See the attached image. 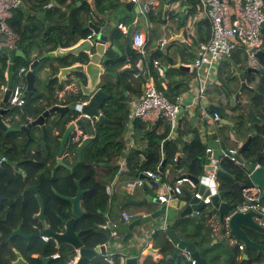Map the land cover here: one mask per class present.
<instances>
[{"label":"water","instance_id":"obj_1","mask_svg":"<svg viewBox=\"0 0 264 264\" xmlns=\"http://www.w3.org/2000/svg\"><path fill=\"white\" fill-rule=\"evenodd\" d=\"M117 8L118 6L115 5ZM124 8L131 11L132 9L139 12L138 6L133 1H127L120 4ZM113 10V9H112ZM146 17L148 14L142 12ZM89 21L85 26V29L91 30L90 37L80 40L77 44L68 48H57L54 51L45 53L40 59H53L54 61L48 65L47 73H49L51 81H57L60 88H62L64 95L67 98H52L50 101L43 102L44 99H40L43 102L42 111L35 114V116L24 115L20 107H15L17 112L14 113V108H0V128H7L4 119L11 118L15 124L11 131H19L28 133L30 129H40L44 137L47 133V119L50 120V126L56 132L59 143V165L72 171L71 168L63 164V153L67 146L72 147L77 159L80 158L82 151L87 145L94 140L95 135L100 129H104L107 124H113L114 121L108 119L103 110L105 108L113 109L114 94L113 91L121 83L117 79L116 73L120 74L125 71H133L131 68H121L118 72L112 71L107 67L111 58L109 56V49L116 51V48L110 44L109 39L102 30V27L92 23L90 16ZM168 19L165 12L162 13L161 21L166 22ZM141 26L145 27L144 24ZM170 35L168 42L171 39L182 41L184 38L183 32L178 36L175 35L169 28L165 29ZM109 44L106 47V44ZM1 52L5 53L10 61L7 66L6 80L7 89L3 95V101L6 102L10 88L14 79L15 72V59L24 58L25 55L20 49H8L1 48ZM255 58L262 66H264V47L255 53ZM148 68H152L150 57L146 58ZM40 63V60H34L29 66V70L25 74L26 83L32 80V75L35 80L34 70L36 65ZM168 67L177 69L180 71L191 72L188 64L182 63L180 60L174 65ZM254 70V69H253ZM256 71V70H254ZM119 76V75H118ZM239 78V88L235 93L234 100L238 93L247 91L258 95L253 88H251L243 79V73H237ZM34 83V82H33ZM68 85L69 88H65ZM34 87L30 90H33ZM28 91V90H27ZM236 103V102H235ZM237 104V103H236ZM240 109L236 110L238 117H241V121H238L235 125L231 122L224 121V115L219 105L213 103H207L209 111L218 115L219 119L224 122V125L232 127L229 134L230 137L235 139L241 134L246 135L245 140L232 156L239 162H245L247 168L252 170L253 165L258 164V168L252 170L250 179L261 190L260 199L264 201V162H257V155L264 158V119L256 114L252 109L245 111L242 108V104H237ZM252 131V132H250ZM219 135V134H218ZM229 137V138H230ZM262 138L263 145L260 150L253 148L252 142L256 138ZM220 139V140H219ZM161 144L162 151H165L168 140H157ZM208 147L212 149L211 158L214 161H220L223 157V151L228 153L226 144L223 138H218L209 142ZM210 155V154H209ZM229 155V153H228ZM181 157L185 158L183 149L179 152L177 157V164L181 161ZM223 159V158H222ZM166 162L165 157L161 161V167ZM105 165V164H103ZM55 167H58L56 165ZM221 171L229 175L234 180L235 192L238 196V200L234 201L229 199L230 191L218 190V192L210 196L211 208L210 213H216L220 220L226 215L229 216L228 230L230 235L236 242H241L244 245V252L242 260L248 259V251L255 250L258 254L264 253V244L253 240L250 237V232H255L264 236V226L259 225L254 217L257 213L253 211L248 212H233L236 205L243 201L241 195V189L243 182L237 178L236 174H232L225 170L221 164H206V172H211L214 169ZM75 186V193L73 195H63L53 189L54 194L61 200L69 204L70 217L68 219H61L62 233H57L51 228L45 218V203L41 196H38L40 210L34 219L41 221L42 227L36 228L32 234L25 236L27 241L40 238H47L58 243H69L74 249L77 250L78 258L75 264H90V262L96 258L98 254H106V248L104 245L97 246L93 249L86 248L81 240L82 229H77V221L81 217L87 215V210L83 209V201L86 194L90 192V189L83 188L80 180L73 181ZM200 193L203 191V185L198 189ZM208 193L203 194V198ZM189 200L185 201L184 205L180 208L179 217L193 216L196 217L195 212L202 210L204 205L201 200H197L193 197V193H188ZM144 202L160 204L159 208L150 211L147 214L136 216L134 219L128 222L127 230L130 232V236L135 241H143L150 236L144 226L150 224L154 220L163 218L164 228L159 227L157 231L161 230L168 241L173 246V253L170 260H173L178 254H182L187 257L191 264H207V260L202 256V252L208 250L213 244L207 246L197 245L192 241L182 239L177 233L176 229L170 228V226L177 219L175 215L169 212L170 209L177 208V201L174 200L168 203H160L158 200L146 196ZM133 204V203H132ZM156 231V232H157ZM134 237V238H133ZM152 254L159 253L157 249L150 250ZM127 253H131V249L127 250L124 264H140L142 257L138 254L133 256H126ZM53 257H38L41 264H51ZM68 264V263H63Z\"/></svg>","mask_w":264,"mask_h":264},{"label":"trees","instance_id":"obj_2","mask_svg":"<svg viewBox=\"0 0 264 264\" xmlns=\"http://www.w3.org/2000/svg\"><path fill=\"white\" fill-rule=\"evenodd\" d=\"M27 1H36L40 2L41 5H45L46 0H27ZM59 3L65 5V11L60 10L58 8H52L48 10L52 12V15H56L57 19L55 28H51L45 31V34L40 33H30L28 30L23 28V22L18 16L22 14L20 7L14 11L13 18L11 20H7L8 26L20 36L19 44L17 46L26 56L24 58H16V69L19 68H28L31 64L32 60H30L29 56L30 52L34 50L36 52V56L34 60H40L41 62L47 61L48 59L41 60V56L47 52H51L56 50L57 48H68L75 44H77L80 40L86 38L89 35V31L84 29L86 20L88 16H91L95 13L89 3L86 0H57ZM95 4V11L104 12V10L114 9L116 6L114 4V0H93ZM160 13L154 15L152 13L149 14L150 19L153 21L160 22ZM36 27H32V31H35ZM209 35V30L207 31ZM41 36L40 40L37 38ZM115 39L121 43H124L126 48L123 50V55L118 56L116 52L109 49L108 53L111 58L110 62L107 64V67L112 71H119L121 67L126 63V61H130L132 64L136 62L138 59V54L135 53L130 46L129 37L124 36L117 28H114L111 31L110 39L111 41ZM198 43V37L195 38L194 44ZM263 44H264V28H263ZM151 57L154 60H158V62L165 66L168 61H170L165 55H162L160 51L152 52ZM244 59V58H243ZM33 60V61H34ZM7 55L0 51V82H4V69L6 66ZM169 65V64H168ZM134 70V69H133ZM37 72V69L34 70V75ZM173 71L170 68L168 72ZM134 72V71H133ZM178 72V71H176ZM148 73V72H147ZM183 75H188L186 73L181 72ZM38 74V73H37ZM121 75V76H120ZM132 75V71H125L119 74L120 77L129 78ZM36 80L34 82V89L29 90L25 99L27 101H38L44 98H55L54 90L51 87V84L54 81L49 79V76L45 80H40L38 76L35 77ZM15 80V78H14ZM19 82L22 87L25 86V81L23 79L15 80ZM143 84V83H142ZM158 89L162 90L160 85H157ZM187 80H179L173 81L168 84L167 89H164V94L171 100L176 98L178 94L187 90ZM39 89L48 91L45 95L38 94ZM128 84L120 83L115 90L113 91L114 98H125L124 93L127 92ZM259 94L260 97H264V77L259 86ZM259 97V96H258ZM257 98V97H256ZM120 99L113 100V109L105 108L103 113L108 119L114 121L113 124H107L104 126V129H100L95 139L90 143V146L82 151L81 156L77 159L75 155V167L73 168L72 174H65V176L48 179L46 180V176H42L43 179H39V189L41 192V197L45 203V218L51 228H53L56 232L61 230L62 223L61 219H68L70 217L69 212V204L60 198H58L52 191V187L63 195H73L75 193V186L73 181L80 180L83 188L90 189V192L86 194L83 201V209L87 210V215L81 217L77 221V229H82L81 240L83 245L86 248L93 249L99 245L112 243L113 241H118L120 244V251L114 252L112 255V263L111 264H121V256L125 254V251L129 248V238L130 232L127 229L120 230L117 225V231L120 234L116 238H112L110 236L109 228H104L103 226L106 223V217L102 213L103 207L99 204H104V206L108 202V197L106 195L103 184L113 179L117 171L116 160L122 155L124 150V142L122 140H117L121 138L125 131V121L127 119L128 110L126 108V102ZM42 111V107H36L33 109L22 108V112L27 116H35V114ZM238 118V117H237ZM241 121V117L238 119ZM116 126V127H115ZM139 129L142 131L144 140L146 139L149 148L144 150H132L130 155L128 156V166L133 173L134 166L131 162H136L138 156L142 154L144 157V162L142 164L143 169H151L155 170L158 168L162 161V155L159 150V146L157 140H165L167 138L169 128L168 125L164 123L159 124V128L155 130V132L150 133L145 129V125H139ZM1 129V128H0ZM189 132H196L195 125L191 122V120L184 119L183 128L179 130L178 136L171 140L165 149L164 157L166 159V163H171L175 167L176 166H185L188 173H190L194 177H201L206 174L205 164L207 160L205 159V145L199 140L197 137L190 144H186L183 140V137ZM253 148L260 150L263 145L262 138H256L252 142ZM180 147H184L185 154L187 159L181 161L180 165L176 164L175 156ZM72 152L73 149L70 147ZM104 162L108 163V161H112L113 165L110 167H101L103 172L100 174L94 172L92 170L91 162ZM257 162H264V158L257 155ZM89 164V165H88ZM222 167L229 171L232 174H236L237 178L243 183L247 181V178L243 174V172L236 166H234L230 161L223 160L221 162ZM240 170V171H239ZM45 178V179H44ZM217 179L219 182V190H227L230 191L229 199L234 201L238 200V196L235 192L234 180L227 174L218 171ZM35 210L29 208L26 211V224L28 227V231L32 230V226L34 225L33 215ZM203 214V210H200V214ZM205 215V214H204ZM172 228H179V220L176 219L172 225ZM186 231L191 236L190 240L197 245H201L198 241H196V237H205V230H198L194 227L186 226ZM250 237L264 244V236L255 232H250ZM208 236V235H207ZM160 238L162 239L160 243V248H158L159 253L161 254V258L158 262H153L151 258L141 259L140 264H191V261L182 254H178L173 260H170L171 255L173 253L172 244L165 238L163 233H160ZM207 246L210 244V238L205 240ZM229 242L226 239H218L216 243H214L208 250L202 252V256L207 260V264H254V263H264V253L258 254L255 250L248 251V259L242 260V256L240 257L241 252L235 246V249H231L228 244ZM202 246V245H201ZM26 252L28 255L32 253L41 254L43 257L53 256L55 253L59 254V258L53 259L51 264H63L68 263L76 256V251L74 248L62 244L60 248H58L57 243L53 240L44 241L42 239H34L31 240L26 245ZM125 256V255H124ZM240 257V258H239ZM149 259V260H148ZM40 264V262H39ZM91 264H108L104 261H96Z\"/></svg>","mask_w":264,"mask_h":264},{"label":"crops","instance_id":"obj_3","mask_svg":"<svg viewBox=\"0 0 264 264\" xmlns=\"http://www.w3.org/2000/svg\"><path fill=\"white\" fill-rule=\"evenodd\" d=\"M86 1L89 3L91 9L95 12L90 16V20L92 21L93 24L102 27L103 32L107 36L109 35L111 36V31L114 28L118 29L119 24L125 25L128 28L129 33H131L130 31L144 24L145 27L147 28V33H148V41L145 47V56L143 57V60H144V63H145V66L148 72L147 77L153 78L156 85H160L162 90L167 89L168 84L173 81H179V80L186 81L187 80V87H188L187 90L184 92H181L177 96H182L185 102H189L191 98V91L195 89V81H194L195 74L192 72L191 69H190L191 72H185V71H180L177 69L170 68L168 66L176 64L178 60L190 66V64L192 63L194 59V56L198 53L202 44L206 43L209 38L210 29L208 27V23L205 19H203L199 15L198 5H197L196 0H137L136 6H138L139 8V12H136L133 9L129 11L123 6H120L121 3L132 1V0H114V4L117 5L118 7L114 8L113 10L112 9L104 10V12H98L97 10L95 11L96 7H95V4L93 3V0H86ZM144 5H149L150 11L147 13L148 17H146L142 13L144 12L143 11ZM52 8H58L62 11L63 10L65 11V5L59 3L57 0H46L45 5L43 6L41 5L39 1L32 2V1L22 0V4L20 7L22 14H20L18 18H20L21 21L23 22V28L28 30L30 33L45 34L46 30L51 29V28L54 29L55 25L57 24L55 21L57 19L56 15H52V12L48 11V10H51ZM163 12H165L166 17L168 19L166 22H163L161 20L160 22L153 21L149 17L150 13L154 15H157L158 13H160L159 18L161 19ZM13 15H14V12L11 14L8 20H11L13 18ZM88 17H87L85 26L87 25L89 21ZM32 27H36L34 32L31 30ZM166 28H169L177 36L183 32L184 34L183 40L178 41L173 38L168 42L167 40L170 38V35L166 32L165 30ZM208 30H209V35L207 34ZM88 31H89V35L87 37H90V34H92V31L91 30H88ZM124 36L129 37V41H130V34L124 35ZM197 37H198V43L194 44V40ZM37 38L40 40L41 36L37 35ZM187 38H190L191 40L190 44H188L185 41ZM108 39H109L110 44H112V46L116 48V51H115L116 55L118 56L123 55V50L126 48L125 44L122 42L120 43L118 39L117 40L115 39V37H114V40L112 41L110 37H108ZM109 42L106 44V47L109 44ZM156 51H160L162 55H165L170 60L166 63L165 66H162L159 63L160 66L163 67V75L161 77L158 76L156 66L154 65L155 60L152 59L151 57V53L156 52ZM30 54L31 55L29 56V58L30 60L33 61L34 57L36 56V52L32 50ZM138 56H139L138 58L141 57L139 54ZM147 57H150V60L152 63L151 69L148 68L147 60H146ZM24 58L26 59V56ZM45 59H48V60L44 62L40 61V63L36 65L37 72L35 71L36 72L35 77L38 76L40 80H45L48 76L50 79V76H51L49 73H47V67L54 60L49 59V58H45ZM9 62L10 61L8 60V57H7L6 66L4 69V78H5L4 82L6 83H7L6 71H7V66ZM14 63L16 64V59ZM135 63L132 64L130 61H126V63L121 67V68H131L132 70L134 69L133 70L134 72L132 71L131 77L123 78V77H120L121 75L118 76L119 74L116 73V77L118 80H120L121 83H124L126 85L128 84L127 92L124 93V96H125L124 100H126V108L128 110V113H129L130 100L137 98L141 95L142 85H143L142 83L147 79V77L135 75L136 74ZM169 68L173 71L168 72ZM20 69L21 68L16 69V66H15L14 78L16 76L19 80L23 79L25 81V74L27 72V68H26L25 73H22L21 75L19 74ZM253 69L256 71H254ZM181 72L186 73L188 75H183ZM240 72L243 73L244 81L251 88H253L256 92H258V95H255L252 92H248L249 95H247L245 93L247 91L241 92L244 97L242 98L243 99L242 108L245 109V111L252 109L256 112L258 116L264 119V97L261 98L259 94V86L264 77V66H262L259 62H257V60L255 61L248 60L246 55L240 52L235 53L232 56V58L228 60H223L222 62H220V64H218L217 71H216V80L213 84L210 85V88L206 94V99L203 100V105L206 107L207 110H208L207 103H213V104L219 105L224 115V121L231 122L234 125L239 121L238 120L239 117L236 114V110L240 108L235 103L234 96L239 88V78L237 76V73H240ZM13 81L15 80L13 79ZM51 87L54 90L55 98H67V96L64 95L62 88H60V85H58L57 81L54 80V83L51 84ZM65 88H69V86L66 85ZM25 90L29 91L30 89H27L25 87ZM46 93H48V91L39 89L38 94H41L42 98H43V95H45ZM211 113H214V112H211ZM184 119L191 120V122L195 125L196 132H189V133H194L195 135L194 140L197 137L199 138L198 130L201 126V129H203L204 132H203V138L202 139L199 138V140H201V142L205 145V149L208 147V144L210 141L216 140L221 137L223 138L227 149L229 148V149H234L237 151L246 138V135L244 134H241L240 136H238L237 139L230 137L229 134L231 132L232 127L229 125H224V122L221 127L216 126V125L204 124L203 122L202 124L200 118H198V115L196 113L185 114ZM127 121H128V115L125 121V131L122 137L117 139V140L120 139L124 142V150H123L122 155L116 160V165L118 167L116 174L113 177V179L108 180L103 184L104 189L107 183L113 184L111 194L108 195L106 193L108 197V202H107V210L105 213V217H106L105 225H107L110 228V225H113V224L116 225V223H118L119 229L121 228L120 230L127 229V224H128V223H124L123 220L120 218L121 211L133 212L136 216H140V215L147 214L149 210L153 211L159 208L160 206V204H156L154 202L152 203L144 202V200L146 199V196L149 194L142 188H135L127 192L125 191L127 182L133 180V178L137 176L138 171L143 170L142 164L145 161L142 154H140L136 162H133V161L131 162V164L134 166L133 173H131L129 166H128V156L130 155V152L132 150L146 151V149L149 148V144L147 140L146 139L144 140L142 131L139 129L140 127L139 125H141V123L135 121V123L131 127H128ZM46 122H47V129H49L50 120L47 119ZM165 140H168V143L171 141L168 138H166ZM183 140L186 144H190L193 141V140L188 141L187 137L186 138L183 137ZM55 142L58 143L57 139L55 140ZM158 146H159V150H160V153L163 159L165 151L164 152L162 151V147L160 143H158ZM182 149L184 151L185 158L181 157L182 158L181 161L187 159L184 147H180L176 153L175 160H177V157L179 156V152ZM181 161L179 162V164H177L176 162V164L180 165ZM221 162L222 160L206 162V164H212V163L221 164ZM164 166L170 167L172 170L176 168H184V169L186 168L185 166L175 167L173 164L166 163V162ZM159 167H161V165H159L158 168ZM101 172H103V170L97 171V173L99 174ZM205 175H208V173L206 172ZM189 199L190 198L188 196V192H186L185 196H181L178 200H176L177 208L169 210V212L175 215V217L179 220V228H176V231L179 234V236L185 240L191 239L190 238L191 236H189V234L185 230L187 225H189L190 227L192 226L200 231L209 230L208 228L209 226L207 223V217L204 214L202 215L196 214V217H193V216L179 217V214L181 211L180 208L184 205L185 201H190ZM128 206H138L139 209L136 211L137 213H135V211L131 210V208H129ZM163 223H164L163 218H159L157 220H154L150 224H147L146 226H144V230L147 231L149 236L155 233L154 235L144 240V242L140 240L133 242L132 237L129 238V242H130L129 246L131 247L129 249H131V253H127L126 256L137 255L139 250L149 243L153 245V249L158 250V248H160L159 245L162 241V239L160 238V233H162V231L161 230L157 231V229L159 227H162ZM105 225L103 226L104 228H106ZM172 225L170 226V228L172 227ZM63 227L64 225H62L61 231ZM109 230L112 232L115 229L111 228ZM208 238H210V244H214L218 241V238L213 236L210 230L208 232L207 231L205 232V237L198 236L196 237L195 240L198 242L200 241L199 243L202 246H204L206 245L205 240ZM43 240L47 241L48 239L43 238ZM118 251H120L119 243H117L116 246L106 247V254L104 255L110 256V258H112L113 253L118 252ZM104 255L98 254L96 258H94L90 262V264L96 261H104L103 260ZM124 258L125 256L123 255L121 257V260H124ZM149 258H151L153 262H158L159 259L161 258V254L157 253L155 256H150ZM108 264H111V263H108Z\"/></svg>","mask_w":264,"mask_h":264},{"label":"built area","instance_id":"obj_4","mask_svg":"<svg viewBox=\"0 0 264 264\" xmlns=\"http://www.w3.org/2000/svg\"><path fill=\"white\" fill-rule=\"evenodd\" d=\"M132 1L137 2V0ZM196 2L199 15L208 23L210 35L190 64V69L195 74V89L191 91L189 102H185L182 96H177L173 100L169 99L163 90L158 89L154 79L147 77V69L143 60L148 41L147 28L140 26L129 33L125 25H118V30L122 34H130L131 49L141 56L135 63V75L147 77L143 82L141 95L129 102L128 127H131L136 121L145 125L148 132L153 133L157 127L159 128L160 123H164L169 128L167 138L174 140L178 136L179 130L183 128L184 116L188 113H196L201 123L220 127L223 125V121L219 119L216 113H211L206 109L203 100L206 99L210 85L216 80L217 66L220 62L232 58L238 52L245 54L248 60L255 61V53L263 49L264 0H196ZM21 4L22 0H0V49H17L20 36L8 26L7 20ZM143 11L148 13L150 11L149 5H144ZM185 41L190 44L191 40L187 38ZM154 65L158 76L161 77L163 67L160 66L158 60L154 61ZM25 71V68H21L19 74L21 75ZM6 89V82L0 83V108H21L28 93L25 88L19 82L13 81L8 98L4 102L2 97ZM242 98H244L242 93H238L235 102L242 104ZM5 124L8 126V123L5 122ZM198 131L199 138L202 139L204 131L201 126ZM184 137L190 141L194 140L195 135L189 133ZM227 151L229 155L223 151L222 158L228 159L247 178L241 189L243 201L236 205L233 212L253 211L257 213L254 220L259 225L264 226V201L260 199L261 190L250 179L252 170L258 168L259 165H253L252 170H250L245 162H239L232 156L237 152L236 150L228 148ZM211 152L210 147L205 149L204 156L207 162L214 161L211 158ZM217 172L215 168L213 171L207 172L208 175L194 177L184 168L172 170L170 167L163 166L155 170L143 169L137 172V176L133 180L127 182L125 191L142 188L148 192L150 197L162 204L178 200L181 196H185L186 192L193 193V197L201 200L204 205L203 214L207 217V223L213 235L217 238H225L229 244L236 246L239 252L243 254L244 245L241 242H236L229 233L228 220L230 215H226L223 220H220L216 213L209 212L211 208L210 196L219 190ZM201 185H203L202 193L198 191ZM112 188L113 184L107 183L105 192L110 195ZM206 192L208 194L203 198V194ZM195 214H200V210ZM135 217L133 212H120V218L124 223H128ZM105 226L107 227V225ZM110 227L113 228L115 225ZM162 227L164 228V225ZM61 232V230L57 231V233ZM117 235L116 230L111 232L112 237ZM62 244H58V248ZM64 244L72 247L68 243ZM103 245L105 248L110 247L113 246V242ZM151 249H153V245L151 243L146 244L139 250L138 255L142 258L155 256L150 251ZM74 250L76 256L68 264H75L77 261L78 253L76 249ZM52 257L54 259L59 258V254L55 253ZM103 260L112 263L110 256L104 255ZM121 264H124L123 260H121Z\"/></svg>","mask_w":264,"mask_h":264},{"label":"flooded vegetation","instance_id":"obj_5","mask_svg":"<svg viewBox=\"0 0 264 264\" xmlns=\"http://www.w3.org/2000/svg\"><path fill=\"white\" fill-rule=\"evenodd\" d=\"M115 99L118 101L123 98ZM39 106L42 107L40 100L34 102L25 99L21 109L29 108L31 110ZM15 112L17 110L14 108ZM4 121L8 123L9 131L0 129V264H39L38 257L41 254L28 255L25 238L26 235L32 234L36 228L42 227L41 221L35 220L32 230L29 232L25 217L29 208L35 210L34 215L38 214L40 210L39 179L36 172L43 168L50 175L57 173L55 178H59V174L65 176L66 171L69 170L58 163L59 143L55 142L58 136L54 134L56 132L52 126L47 129L44 137L43 132L38 128H32L28 133L11 131L15 125L13 119L8 118ZM90 143L85 150L90 146ZM74 156V152L67 146L62 162L71 168L70 174L73 173L75 167ZM56 165L58 167H55ZM91 165L92 170L97 172L102 170L101 167L108 165L111 167L113 162L93 161ZM51 189L53 191L54 187ZM99 205L103 207L102 213L105 215L107 204Z\"/></svg>","mask_w":264,"mask_h":264},{"label":"rangeland","instance_id":"obj_6","mask_svg":"<svg viewBox=\"0 0 264 264\" xmlns=\"http://www.w3.org/2000/svg\"><path fill=\"white\" fill-rule=\"evenodd\" d=\"M127 24H128V22H127ZM131 32V31H130ZM30 66V65H29ZM29 66H28V68H27V71L29 70ZM32 77V80H30V82H28V83H26V81H25V87L27 88V89H32L33 88V86H34V78H33V75L31 76ZM15 80H19L16 76H15ZM24 87V88H25ZM247 95H249V93L248 92H245ZM50 100H52V98H44V100H43V102H46V101H50ZM123 101H125L126 102V100H124L123 99ZM43 102H41V105L43 104ZM22 111V110H21ZM223 160H228V159H222V161ZM229 161V160H228ZM240 171V170H239ZM69 173V175H70V173L71 172H69V171H66V175ZM36 175H37V178L38 179H43V177L42 176H46V180L48 181V179H55V175H57V173H55V175L54 174H52V175H50L49 174V172L47 171V170H43V168H40L39 170H37V172H36ZM54 176V177H53ZM59 176L60 177H62L61 176V174H59ZM45 179V178H44ZM39 191H40V189H39ZM40 196H41V192H40ZM129 208H131V210H133V211H135V213H137L136 211L139 209V207L138 206H128ZM35 215H37V214H35ZM35 215H33V220H36V219H34V217H35ZM39 221V220H38ZM34 223H35V221H34ZM111 226V225H110ZM106 228H109L108 226L106 227ZM117 226L115 225V227H113V229H115L116 231H117ZM209 228V230H210V232H211V229H210V227H208ZM109 229H111V227L109 228ZM186 229H188V228H185V230ZM189 230V229H188ZM209 230H206L207 232L209 231ZM117 233H118V231H117ZM212 233V232H211ZM212 235H213V233H212ZM110 236H111V234H110ZM119 236V234L116 236V237H118ZM214 236V235H213ZM112 237V236H111ZM116 237H112V238H116ZM216 237V236H215ZM130 238H131V236H130ZM217 238V237H216ZM218 239H225V238H218ZM146 240V239H145ZM31 241V240H30ZM30 241H27V243H29ZM143 242H144V240H143ZM118 243V241H113V246H116V244ZM229 244V243H228ZM131 245V244H130ZM229 246L231 247V249H235V246L234 245H231V244H229ZM131 248V247H130ZM243 255V254H242ZM241 255V256H242ZM122 257V256H121ZM149 258V257H148ZM149 260V259H148Z\"/></svg>","mask_w":264,"mask_h":264}]
</instances>
